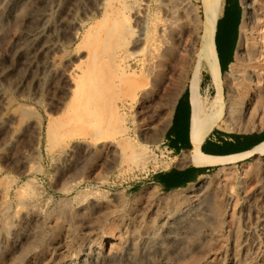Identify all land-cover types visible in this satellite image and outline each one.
Returning a JSON list of instances; mask_svg holds the SVG:
<instances>
[{"label": "rangeland", "instance_id": "1", "mask_svg": "<svg viewBox=\"0 0 264 264\" xmlns=\"http://www.w3.org/2000/svg\"><path fill=\"white\" fill-rule=\"evenodd\" d=\"M231 2L238 15L236 53L242 46L260 50L264 27L254 24L264 23V11L257 2ZM245 8L255 20L244 21ZM201 13L190 0H0V264H60L85 237L112 264H264V192L258 194L264 160L217 171L186 190L160 193L144 186L168 165L144 136L164 125L172 89L181 81L162 85L163 63L174 61L173 51L197 44ZM43 18L52 26L35 43ZM55 42L52 76L44 66L50 54L34 52ZM237 65L242 73L255 70L260 85L241 80L231 87L222 80L226 112L217 123L234 131L264 130V67ZM191 95L202 110L212 100L200 106L196 90ZM90 96L100 104L111 97L99 131L82 126L62 137L58 121L80 112ZM245 101L256 107L231 116L229 107ZM124 142L135 146L137 160L119 155ZM102 144L109 146L100 150ZM186 204L195 206L192 212L158 229L150 206L172 210ZM151 226L157 237L146 242Z\"/></svg>", "mask_w": 264, "mask_h": 264}, {"label": "crops", "instance_id": "2", "mask_svg": "<svg viewBox=\"0 0 264 264\" xmlns=\"http://www.w3.org/2000/svg\"><path fill=\"white\" fill-rule=\"evenodd\" d=\"M190 4L201 8L199 0H190ZM200 17L197 44L173 51L172 53L178 54L174 56V61L163 63L165 72L161 74L164 80L162 85L167 84V80L172 78L178 77L181 81L176 88L172 89L174 97L164 125L159 130H151L144 136V143L151 148H159L162 154L165 153L164 157L168 161L165 168L150 174L148 182L144 185L153 187L160 193L186 190L202 179L213 176L217 171L220 174L227 168L238 169L258 160H264V130L234 131L217 123L197 146L194 145L191 134L193 107L191 94L196 90L198 104L201 106L202 103L209 102L217 93L207 64L204 61L199 62L203 27L202 13ZM237 23V10L234 9L231 0H221L213 47L217 70L222 80L230 73V67L235 61L234 56L239 39ZM173 49L168 48L167 51L171 52ZM225 83V81L221 83L223 96ZM193 150L218 159L226 157H237V159L197 166L187 157ZM249 153L250 155L243 156Z\"/></svg>", "mask_w": 264, "mask_h": 264}, {"label": "bare ground", "instance_id": "3", "mask_svg": "<svg viewBox=\"0 0 264 264\" xmlns=\"http://www.w3.org/2000/svg\"><path fill=\"white\" fill-rule=\"evenodd\" d=\"M200 1V6L202 8V13H203V27H202V36H201V43H200V50H199V62L201 61H204L212 76H213V80H214V84L216 85V88H217V93L214 97H212V100L210 101L209 105L207 106V108L205 110H202L200 109V107L196 104V103H193V107H192V128H191V134H192V139H193V142H194V145L197 146V144L199 143V141L217 124V122L219 121L220 117L222 116L223 114V111H224V104H225V101L223 99V95L221 94V83H222V79H220L219 77V73H218V70H217V63H216V58H215V52H214V47H213V37H214V31H215V25H216V22L218 20V16H219V10H220V5H221V0H199ZM249 1L250 2H257V6L259 7V9L263 10L264 11V0H244V2L246 3V5L244 6H247L249 3H247ZM243 2V3H244ZM256 4V3H255ZM243 5V4H242ZM253 6V4H252ZM255 7V6H253ZM250 9V8H249ZM253 9V8H252ZM256 9V8H255ZM254 9V10H255ZM243 17H244V21L245 22H248L250 20L253 21L254 17H253V13H250L248 12V10L245 8V10H243ZM255 12V11H254ZM258 12V11H257ZM260 14V13H259ZM258 15V14H257ZM258 17V16H257ZM261 17V16H260ZM259 18V17H258ZM264 19V18H263ZM262 19V20H263ZM42 26H41V29L38 30L34 37H33V40L34 42L40 38H43V37H46L47 34L50 32V27L52 26V24L50 23V21L46 18H43L42 19ZM76 20V19H75ZM255 20V19H254ZM60 22V21H59ZM263 22V21H262ZM243 23V22H242ZM261 22H255V27L257 26L258 28L261 27L263 29L264 27V23L260 24ZM74 24V23H72ZM71 24V25H72ZM76 24V23H75ZM245 24V23H244ZM242 25V24H241ZM76 26V25H75ZM74 26V27H75ZM80 26V25H79ZM244 26V25H243ZM73 27V28H74ZM113 27V26H112ZM256 27V28H257ZM55 28V27H54ZM72 28V29H73ZM144 28L142 26L141 28V32H140V35L139 36H142L144 35ZM69 29V28H68ZM246 29V27H245ZM54 30V29H53ZM66 30V29H65ZM79 30V29H78ZM113 30V29H112ZM52 31V30H51ZM62 31V30H61ZM77 31V28L75 29V33ZM110 31V30H108ZM246 31V30H245ZM264 31V30H263ZM60 32V31H59ZM71 32V31H69ZM78 32V31H77ZM111 32V31H110ZM242 32V30H241ZM67 33V32H66ZM108 33V32H107ZM245 33V32H244ZM264 33V32H262ZM51 34V33H50ZM86 34V33H85ZM250 34V33H249ZM254 34V33H253ZM68 35V34H67ZM72 35V34H71ZM74 35V34H73ZM90 36V34H87ZM241 35V34H240ZM245 35V34H244ZM244 35H242L244 37ZM264 35V34H263ZM62 36V35H61ZM70 36V35H69ZM88 36V37H89ZM247 36V35H245ZM86 37V36H85ZM249 37V36H248ZM53 38V37H52ZM70 38V37H69ZM73 39L75 38V36L72 37ZM87 38V37H86ZM84 38V42H85V39ZM246 38V37H245ZM72 39V40H73ZM88 39V38H87ZM243 39V38H242ZM60 40V39H59ZM58 40V41H59ZM89 40V39H88ZM124 40V39H123ZM22 41V40H21ZM70 41V40H69ZM90 41V40H89ZM98 41V40H97ZM101 41V40H100ZM247 41V40H246ZM35 42V43H36ZM88 42V41H87ZM86 42V43H87ZM99 42V41H98ZM245 42V41H244ZM81 43V42H80ZM101 43V42H100ZM263 46H261L260 50L257 49V51H251V52H246V50L244 49H247L246 46H242L241 48H243V50L240 52L239 50L237 51V53L235 54L234 58H235V63H231V67H230V73H228L223 80H225L231 87H234L236 85V83H239L241 80H244L246 81L247 83H249V85H251L252 87H256L259 82L257 81V77L254 73H257L254 71L251 70H248L245 71L243 69H240V70H243L245 71L244 73L239 72V69H238V65H253L255 64L256 66H261V67H264V40H263ZM29 44V43H28ZM69 44V43H68ZM67 44V45H68ZM90 44V43H89ZM102 45V43H101ZM106 45V44H105ZM246 45V44H245ZM36 46V45H35ZM59 48V46L57 45V43L55 42L54 44L52 45H42L40 46L39 48H35V55L36 54H50L49 55V58L50 59L48 62L47 65H44L46 69H49V71L52 72V76H53V68H55V60L54 58L56 57L55 56V50ZM96 48V47H95ZM95 48H94V51H95ZM62 49V48H61ZM255 49V48H253ZM60 50V49H59ZM103 50V49H102ZM105 50V49H104ZM61 51V50H60ZM59 52V51H58ZM61 52H64L63 50ZM59 52V53H61ZM101 52V51H100ZM92 53V51H91ZM93 54V53H92ZM137 54V53H136ZM61 55V54H60ZM38 56V55H37ZM44 56V55H43ZM58 56V55H57ZM97 56V55H96ZM42 57V55H41ZM48 57V56H47ZM58 57H61V56H58ZM91 57V56H90ZM158 57V56H157ZM43 58V57H42ZM95 58V57H94ZM76 59V58H75ZM92 59V58H91ZM90 59V60H91ZM95 60V59H94ZM74 61V60H73ZM85 61V60H84ZM150 61V60H149ZM34 62V61H33ZM91 63H94L93 61L90 62ZM27 64V63H26ZM45 64V63H44ZM33 65L32 62H29L28 63V66L31 67ZM66 65V64H65ZM72 65V64H71ZM95 65V64H93ZM98 65V64H97ZM150 65V64H149ZM83 67V66H82ZM27 68V67H26ZM43 68V67H41ZM58 68V67H56ZM240 68H242V66H240ZM247 68V67H246ZM34 70V69H32ZM44 70V69H43ZM58 70V69H57ZM68 70V69H67ZM41 71V69H40ZM84 71V70H83ZM82 71V72H83ZM70 72V71H69ZM73 72V71H72ZM44 73V72H43ZM66 73V71H65ZM262 73V72H261ZM103 74V73H102ZM264 74V73H263ZM98 75V74H97ZM259 75V74H257ZM67 76V74H66ZM70 76V75H69ZM94 76H95V73H94ZM260 76H262L260 74ZM97 77V76H95ZM103 77V76H101ZM264 77V76H263ZM28 78V77H27ZM90 78V77H89ZM100 77H98L99 79ZM108 78V77H107ZM97 79V81H98ZM89 80V79H88ZM106 80V79H105ZM96 81V82H97ZM101 81V80H100ZM263 81V80H262ZM99 83V82H98ZM102 83V82H101ZM101 83H100V86H101ZM242 83V82H241ZM52 84V83H51ZM76 84V83H75ZM103 84V83H102ZM260 85V84H259ZM258 85V86H259ZM80 86V85H79ZM258 86H257V89H258ZM70 88V87H69ZM81 88V87H80ZM79 89V88H78ZM97 89V88H96ZM234 89V88H233ZM254 89V88H253ZM99 90V89H98ZM102 90V89H101ZM100 90V91H101ZM241 90V89H240ZM256 90V89H255ZM70 91V90H69ZM79 91V90H78ZM89 91V90H88ZM91 91V89H90ZM236 91V90H235ZM97 92V91H96ZM98 93V92H97ZM111 93V92H110ZM233 93V92H232ZM257 93V92H256ZM64 94V93H63ZM90 94V92H89ZM70 95V94H69ZM91 95V94H90ZM6 96V95H5ZM102 96H103V93H102ZM101 96V97H102ZM105 96V95H104ZM107 96V95H106ZM8 97V96H7ZM70 97V96H69ZM111 98V97H110ZM110 98L108 100H103V102H101L102 104L98 103L96 97H88V101L89 103L88 104H83L82 105V108H81V111L77 113L76 109L75 111L72 110L68 116H66V118H63L61 121H58V125H57V128L59 130L60 135H62V137H65V138H68V137H72L73 135L76 134V132L81 129L82 126H84L87 130H93L94 132H97L99 131L98 130V127L100 126V122L102 121V118H103V114L105 113L106 111V107L107 106V103L109 104L110 103ZM244 99V98H243ZM68 101V100H67ZM86 101V100H85ZM236 101V100H235ZM234 101V104L236 103ZM65 102V101H64ZM68 104V103H67ZM76 104H78L76 102ZM61 105V104H60ZM59 105V106H60ZM250 106V108H248L247 106ZM252 104L247 101L245 102H241L239 103V105L237 107H229L228 109V112L231 113L230 115L232 116V114L234 113H237L238 115H243L244 112H247L249 110L252 111V109H254V107L256 106H251ZM63 106V104H62ZM78 106V105H77ZM65 107V106H63ZM62 107V108H63ZM115 107V106H114ZM252 107V108H251ZM226 112V111H224ZM62 115V114H61ZM60 115V116H61ZM64 115V114H63ZM110 115V114H109ZM57 116V115H56ZM224 116V114H223ZM65 117V116H64ZM108 117V116H107ZM110 117V116H109ZM115 117V116H114ZM105 118V117H104ZM51 121V120H50ZM107 121H108V118H107ZM105 121V122H107ZM119 119L118 118H115L113 120V124L114 126H118L119 124ZM80 123V125H79ZM108 124V123H107ZM106 124V125H107ZM109 125V124H108ZM107 125V126H108ZM94 135V133H93ZM100 135V134H99ZM52 136V135H51ZM95 136V135H94ZM48 137V136H47ZM53 137V136H52ZM51 137V138H52ZM54 138V137H53ZM94 139H98V137L96 136ZM53 142H54V139H53ZM68 142V141H67ZM52 143V142H51ZM103 143V142H102ZM74 144V143H73ZM52 145V144H51ZM76 146V145H75ZM109 146V145H108ZM108 146H106V144H102L101 146V149L100 150H104V149H107ZM119 146V145H118ZM49 147V146H48ZM52 147V146H51ZM60 147V146H59ZM63 147V146H62ZM69 146H66L64 148H67ZM135 146H133L131 143L129 142H124L121 146V151L119 153L120 156H122L123 158H127V159H130V160H137V152L135 151L134 149ZM262 147V146H261ZM264 147V146H263ZM262 147V148H263ZM69 148H74V147H69ZM68 148V150H70ZM98 148V147H97ZM75 149V148H74ZM113 150V149H112ZM116 150V149H115ZM114 150V151H115ZM264 150V149H263ZM62 151V150H61ZM65 151V149H64ZM110 151V150H108ZM66 152V151H65ZM72 152V150H71ZM112 152V151H111ZM116 152V151H115ZM263 152V151H261ZM59 154H61L60 152H58ZM64 153V152H63ZM59 154L57 155L59 157ZM69 155V152L67 153ZM56 155V154H55ZM63 155V154H61ZM60 155V156H61ZM246 155H250L249 154H245L243 156H246ZM56 156V157H57ZM57 157V158H58ZM66 157V156H64ZM188 160L199 166V165H203V164H207V163H218V162H224V161H231V160H234V159H237V157H233V158H223V159H218V158H214V157H209V156H205L201 153H199L198 151H192L191 153L188 154ZM239 157V156H238ZM64 159V158H63ZM32 162V161H31ZM75 166V165H74ZM260 166V165H259ZM257 167V165H256ZM260 168V167H259ZM262 168V167H261ZM260 170V169H259ZM264 170V169H263ZM246 172H249V171H246ZM250 172H256V169H251ZM263 173V172H262ZM264 174V173H263ZM262 177V175H261ZM81 179V178H80ZM243 180L247 179L245 177V175L241 178ZM262 180V179H261ZM239 188L243 189L244 188V185H239ZM240 189V190H241ZM257 190V189H256ZM257 192V191H256ZM260 192H263V186L261 184V187H260ZM174 199V197H173ZM165 202V201H164ZM190 202V201H189ZM21 203V202H20ZM187 203V201H186ZM193 203V202H192ZM191 203V204H192ZM195 203V202H194ZM25 204V203H24ZM157 204V203H156ZM191 204H186L184 206H181V207H177V208H173L172 210L164 207L162 210H159L160 208L156 207H152L150 206V209H155V213L156 214V218H157V221H159L160 223L157 225L158 226V229H163L165 228V226L167 224H172V222L170 221L171 219H174L177 221L179 219H182V215L185 217L187 216L188 213L192 212L193 210V207H195L193 205V207L191 206ZM26 206V205H25ZM29 206V205H28ZM155 206V205H154ZM197 206V205H196ZM202 207V205H200ZM30 208V207H29ZM172 208V207H170ZM198 208V207H197ZM196 209V208H195ZM201 210V209H200ZM66 211V210H64ZM2 213V212H1ZM133 214V213H132ZM181 215V217H178ZM190 215V214H189ZM1 217V216H0ZM137 217L138 215L137 214H134L133 217L130 219L131 221H133L134 223L135 222H138L137 221ZM17 221V220H16ZM156 221V222H157ZM3 222V221H2ZM5 223V222H3ZM260 223L263 224V227H264V215L262 217V219L260 220ZM1 224V223H0ZM133 224V223H132ZM156 225V224H155ZM8 228H9V225H7ZM156 227V226H155ZM153 226L151 227H148L146 228L145 230V239H146V242L148 241H151V240H154L155 237H157L154 233H152V229ZM4 231V230H3ZM9 231V230H7ZM1 233V232H0ZM3 233V232H2ZM5 233V232H4ZM4 236V235H3ZM10 236V235H9ZM113 237V236H112ZM85 243L83 246H80L78 248V250L75 251V253H73L71 255V257L67 258V260L61 262L60 264H112V258H107L105 256L102 255V253L100 252L101 251V247H97V248H94L92 249L91 245L89 244L90 241L88 239V237H85ZM63 244V243H62ZM147 243H145L146 245ZM58 249H60V245H58V247L54 248V251L53 252H50V256H52L55 251ZM145 251V249H143ZM207 256V255H206ZM54 257V256H53ZM51 260V258H50ZM208 260V259H207ZM52 261V260H51ZM50 263V262H49ZM163 263V262H162ZM229 264H235V262H230Z\"/></svg>", "mask_w": 264, "mask_h": 264}, {"label": "built area", "instance_id": "4", "mask_svg": "<svg viewBox=\"0 0 264 264\" xmlns=\"http://www.w3.org/2000/svg\"><path fill=\"white\" fill-rule=\"evenodd\" d=\"M162 155H163V157H164L165 153L162 154ZM260 182H261V183H260V187H261V184H262V186H263V192H264V179H262ZM263 192H260V189L258 190V194H260V195H262Z\"/></svg>", "mask_w": 264, "mask_h": 264}]
</instances>
